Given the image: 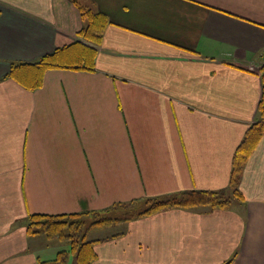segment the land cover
Segmentation results:
<instances>
[{"label": "crops", "instance_id": "obj_1", "mask_svg": "<svg viewBox=\"0 0 264 264\" xmlns=\"http://www.w3.org/2000/svg\"><path fill=\"white\" fill-rule=\"evenodd\" d=\"M76 1L105 15L97 43L77 36L72 0H0V264L61 250L16 219L118 205L90 264H264V128L224 207L136 216L146 199L229 189L260 119L264 0ZM75 40L91 69L51 68L33 90L8 76Z\"/></svg>", "mask_w": 264, "mask_h": 264}, {"label": "trees", "instance_id": "obj_2", "mask_svg": "<svg viewBox=\"0 0 264 264\" xmlns=\"http://www.w3.org/2000/svg\"><path fill=\"white\" fill-rule=\"evenodd\" d=\"M72 2L79 9L82 18L87 20V24L81 27L77 31V36L79 38L97 43L101 37L100 28L104 26L107 22L105 20V15L99 12H93L90 8L79 4L76 0ZM264 58V51L262 53ZM94 57V49L88 45L81 43L78 40H75L71 43H68L63 46L56 47L50 53L45 54L37 61L32 62H13L10 64V69L8 76L17 81L21 86L26 89L33 90L41 86L43 81V76L45 72L51 68H70V69H91V60ZM260 78L262 82V94L258 106L259 118L264 119V66L260 68ZM258 120L253 123L246 131L241 143L237 147L233 155V166H232V176L230 183H235L237 180V175L240 171V166L244 161L246 155L253 148L258 138L260 137L262 130L264 128V121ZM234 190H238L234 187ZM223 193L218 194V191H209V190H187L180 193L179 197L173 198L168 197L165 199H156L151 201V205L146 207L143 210H140L136 216L145 214L157 209L167 208L174 205L178 206H195V205H208L215 203L224 204ZM217 201V202H216ZM85 212H73V213H29L27 218L30 220V224H34L38 218H45L44 221V230L47 234L54 233L52 231L58 229L60 225H73L75 228L79 227L78 232L80 231L81 225L84 223L82 220L78 222L71 221L67 217H72L80 213L84 214ZM28 222V225H29ZM27 231L29 233H37L38 230L32 229ZM84 231V230H83ZM83 231L79 233H83ZM78 235V234H77ZM70 246L71 250H74L75 255V264H90L91 260L94 257V251L91 245V241H73ZM78 243V244H77ZM62 251L57 253L54 259L48 261H41L40 264H64L63 260L65 256H61ZM230 261L225 262L224 264H229Z\"/></svg>", "mask_w": 264, "mask_h": 264}, {"label": "rangeland", "instance_id": "obj_3", "mask_svg": "<svg viewBox=\"0 0 264 264\" xmlns=\"http://www.w3.org/2000/svg\"><path fill=\"white\" fill-rule=\"evenodd\" d=\"M221 193H223L224 199L226 200V202L224 204L215 203L214 205L208 204V205H204V206H209L210 208H214L217 206L224 207L225 204L229 203L230 200H232L234 197L237 196V192L234 190V184L233 183L230 184L229 189L227 191L226 190L218 191V194H221ZM179 196H180V193L173 195L172 197L176 198ZM154 200H156V198L146 199L145 204H143L144 206L138 207L136 209V211L138 210L137 213L140 210H143L146 207H148L149 205H151V201H154ZM198 206H201V205H198ZM120 209H121V206L118 205L115 207L114 206L109 207V208L104 209V210H102V209L92 210V211H88L84 214L80 213V214L74 215L72 217H67L68 219H70L71 221H74V222H78V221L82 220L84 223L81 225L79 232L84 230L83 233L78 232L79 227L75 228V226H74L75 223H74L73 225H68V226L67 225H60V226H58V229L52 231L54 233L47 234L45 232L46 230H44V227H45L44 221L46 220L45 218H38L35 222H33L34 224H30L29 221L34 220L36 218H32L29 220L26 217H24V218L22 217V218L16 219L13 224H14V226H18V225L26 222V225H28V222H29L28 230H32V229L38 230L39 232H37V233H42L43 235H46L42 238L43 240L48 239L50 241V239H51L52 242L59 244V246L61 247V250H59V251H62L61 256H65L63 262H65V260L67 262L69 257L72 256V259L74 260V264H75V258H74L75 257V255H74L75 251L71 250V249L65 250V248L71 246L72 243H74L73 241H76V242L86 241V240H88L89 237L93 238L96 236H100L102 234L110 233V231H111L110 228H107V230H104L101 233H97L96 232L97 230H95L93 232L92 229H94L98 226H103L105 223L111 222L113 219H116L119 214H120V216H123L124 211L129 210L128 207L125 209H122V210H120ZM161 209H163V208H161ZM157 210H160V209H157ZM32 213H34V212H32ZM141 215H143V214H141ZM31 234H36V233H31ZM89 240H91V239H89ZM46 261H48V260H46Z\"/></svg>", "mask_w": 264, "mask_h": 264}]
</instances>
